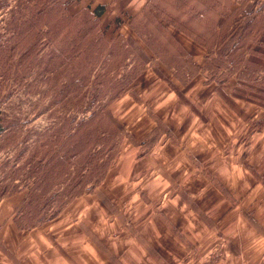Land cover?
<instances>
[{
	"label": "rangeland",
	"instance_id": "rangeland-1",
	"mask_svg": "<svg viewBox=\"0 0 264 264\" xmlns=\"http://www.w3.org/2000/svg\"><path fill=\"white\" fill-rule=\"evenodd\" d=\"M97 4L107 6L98 20L105 42L98 36L81 41L79 71L90 75V81L94 80L93 88L97 94H101L100 89H105L101 104H108V111L120 119L125 135L115 141H120L117 143L120 149L106 177L89 194L96 196V204L107 212L108 220L120 216L127 220L123 223L124 229L133 218H146L152 211L158 216L159 204L166 198L155 196L150 199L140 186L153 175L158 150L180 147L186 150L194 166L193 176L208 178L225 196L229 195L206 170L203 159L206 160L205 152L217 149L218 157H227L229 161L244 160V156L251 153V142L248 141H251V134L264 125V0H71L67 5L70 13L75 14L87 5L95 7ZM250 8L254 12L247 17L245 11ZM55 10L59 11L58 8ZM2 11L0 30L6 21H2L6 9ZM116 17L121 18V25L114 23ZM119 33L128 38L126 43L114 39ZM66 42L68 45L70 39ZM56 43L52 44L55 49L67 47L64 48V41L63 44L58 40ZM124 43L127 46L122 45ZM18 58L19 53L10 57L8 63L15 66ZM45 70V64H40L22 83L10 77L8 71L0 76L2 84L5 76L9 78L4 81V86H0V116L3 118L6 114V120L17 125L18 136L14 144L5 138L8 135H0V167L2 160L17 154L22 142L30 145L38 138L37 133L46 125L48 113L52 112L50 109L56 108L50 95L52 89L46 83ZM10 73L14 75L13 70ZM188 73L192 74L191 85H194L191 88V85L186 87ZM230 74L229 80H220ZM120 84L125 87L115 97L114 92ZM154 101L156 108L151 109L149 105ZM222 101H227L229 107ZM220 103L229 113L222 112L225 108ZM189 150L197 156L188 155ZM32 153L33 150L24 154L30 156ZM41 159L44 162L47 157ZM4 171L0 169V188L4 183L9 190L14 185L22 187L26 183L22 176L16 180L13 175L4 176ZM63 182L62 177L50 178L49 184L42 182V187L48 189L46 196H51L53 186L60 189ZM136 182L141 183L136 185ZM115 184L120 186L116 185L112 192L122 196L125 184H134L143 191L120 196L122 198L116 202L123 203L116 207L106 198ZM176 188L174 186V190ZM21 189L20 201L28 192L24 187ZM180 191L186 200L194 195L187 193L184 186ZM12 194L15 192L0 197V200ZM15 208L11 209V218ZM83 226L88 238L103 249L101 239L88 225ZM182 240L184 246L175 257L176 264H212L222 257L221 247L217 246L207 259L199 258L195 244ZM109 258L116 261L112 255Z\"/></svg>",
	"mask_w": 264,
	"mask_h": 264
},
{
	"label": "crops",
	"instance_id": "crops-1",
	"mask_svg": "<svg viewBox=\"0 0 264 264\" xmlns=\"http://www.w3.org/2000/svg\"><path fill=\"white\" fill-rule=\"evenodd\" d=\"M188 75L186 87L192 81V74ZM222 102L229 107L227 101ZM153 104L157 105L152 102L151 109L156 108ZM227 108L222 112L229 113ZM262 130L264 125L251 134V141L248 140L251 153L244 160L220 158L217 149L205 152L206 170L228 191V197L208 178L191 174L194 166L184 148L158 150L153 175L140 187L150 199L161 196L166 200H161L158 216L153 211L146 212V218H133L127 229H124L127 220L122 216L108 220L107 212L96 204V196L89 193L72 199L56 217L28 229L18 227L10 216L22 192L1 199L0 264H176L175 257L184 246L182 238L187 244H195L196 254L202 259L220 246L222 257L212 264H264ZM189 154L196 155L192 150ZM185 171L187 175H183ZM126 184L123 196L112 192L120 184L107 192L106 198L116 207L122 205L123 202H116L122 197L142 190ZM182 186L194 195L184 199L179 192ZM84 224L101 239L103 249L88 238ZM48 225L51 226L46 228Z\"/></svg>",
	"mask_w": 264,
	"mask_h": 264
},
{
	"label": "trees",
	"instance_id": "trees-1",
	"mask_svg": "<svg viewBox=\"0 0 264 264\" xmlns=\"http://www.w3.org/2000/svg\"><path fill=\"white\" fill-rule=\"evenodd\" d=\"M70 1L0 0V12L4 14L2 9H6L2 20L6 21L0 30V76L8 71L14 80L26 81L27 76L44 63L46 83L52 89L50 95L56 106L50 109L52 112L48 113L46 125L37 133L38 138L30 145L22 142L13 158L2 160L0 169L5 170L4 176L13 175L14 180L22 176L26 181L22 187L28 192L13 215L20 228L34 227L56 217L72 199L97 187L119 153L117 143L120 141L115 142L116 139L125 135L124 125L108 111V104H101L105 89H100L101 94H97L93 88L94 80L90 81V75L79 71V54L83 50L81 41L98 36L101 42H105L98 20L107 6L87 5L72 14L67 5ZM57 8L59 11L55 10ZM245 12L248 17L254 10L250 8ZM114 23L121 25V18L116 17ZM60 39L64 41V48L66 39H70L64 50L53 48L52 44H57V40L63 44ZM114 39L126 43L128 38L119 33ZM125 43L122 45L127 46ZM18 53V64L8 63L10 57L14 58ZM3 58L4 64H1ZM12 70L15 76L10 73ZM230 76L225 75L220 80H229ZM7 79L5 76L3 84L0 79V86H4ZM124 87L120 84L114 96ZM5 116H0V135H8L5 138L15 144L17 125H12ZM31 150L33 153L25 156L24 153ZM37 153L41 156H36ZM42 157L47 160L43 162ZM22 169L24 172L20 174ZM61 177L64 184L60 189L53 186L48 198V189L42 187V182L49 184L50 178L57 180ZM22 187L14 185L9 190L4 183L0 197L22 190Z\"/></svg>",
	"mask_w": 264,
	"mask_h": 264
}]
</instances>
